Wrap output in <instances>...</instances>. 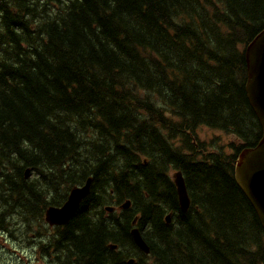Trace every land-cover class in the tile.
Instances as JSON below:
<instances>
[{"label": "trees", "instance_id": "1", "mask_svg": "<svg viewBox=\"0 0 264 264\" xmlns=\"http://www.w3.org/2000/svg\"><path fill=\"white\" fill-rule=\"evenodd\" d=\"M263 29L264 0H0V225L24 208L50 264H264L234 177L262 137L245 48ZM200 126L237 142L215 147ZM90 175L68 223L46 226Z\"/></svg>", "mask_w": 264, "mask_h": 264}, {"label": "water", "instance_id": "2", "mask_svg": "<svg viewBox=\"0 0 264 264\" xmlns=\"http://www.w3.org/2000/svg\"><path fill=\"white\" fill-rule=\"evenodd\" d=\"M245 56L248 68L247 97L264 130V29L247 45ZM174 177L180 208L186 212L190 206V196L184 177L181 172H177ZM235 179L264 226V134L255 147L246 148L240 153L235 166ZM91 182L92 177L88 178L86 184L71 188L66 201L61 206H50L46 210V221L51 226L67 224L80 208L82 201L89 195ZM129 205V202L125 203L124 207ZM132 235L138 246L148 253L150 248L139 231L134 229Z\"/></svg>", "mask_w": 264, "mask_h": 264}, {"label": "rangeland", "instance_id": "3", "mask_svg": "<svg viewBox=\"0 0 264 264\" xmlns=\"http://www.w3.org/2000/svg\"><path fill=\"white\" fill-rule=\"evenodd\" d=\"M198 131L203 140L213 141L216 145L236 141L232 135L219 130L200 127ZM25 215V209L21 208L17 215L6 217V222L11 223L12 221L14 225L7 227L5 222L1 223L3 227L0 226V264H50V259H44L43 256L41 258L38 247L37 250L34 247V243L38 240L36 238L38 222H31V228L28 230L27 224L21 218ZM26 245L27 249H22ZM18 248L21 251H18Z\"/></svg>", "mask_w": 264, "mask_h": 264}, {"label": "bare ground", "instance_id": "4", "mask_svg": "<svg viewBox=\"0 0 264 264\" xmlns=\"http://www.w3.org/2000/svg\"><path fill=\"white\" fill-rule=\"evenodd\" d=\"M91 176V175H90ZM82 184V183H81ZM76 185V184H75ZM99 191V190H98ZM107 192V191H106ZM66 200V199H65ZM64 202V201H63Z\"/></svg>", "mask_w": 264, "mask_h": 264}]
</instances>
